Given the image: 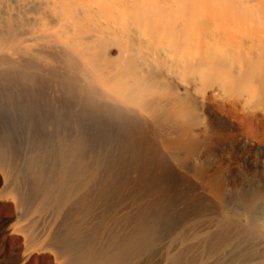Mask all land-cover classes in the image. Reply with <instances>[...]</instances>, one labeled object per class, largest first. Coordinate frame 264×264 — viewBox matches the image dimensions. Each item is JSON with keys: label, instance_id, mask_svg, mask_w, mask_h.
I'll use <instances>...</instances> for the list:
<instances>
[{"label": "bare ground", "instance_id": "obj_1", "mask_svg": "<svg viewBox=\"0 0 264 264\" xmlns=\"http://www.w3.org/2000/svg\"><path fill=\"white\" fill-rule=\"evenodd\" d=\"M29 2L0 0V91L11 84L21 94L37 88L44 94L54 86L68 97H78L84 110L96 108L97 117L130 119L135 142L129 140L125 146L138 150V162L126 157L144 173L142 191L158 187L160 207L168 196L188 203L183 183L170 174L163 152L184 166L203 149L232 143L236 150L249 151L264 145V0H38L39 6ZM14 4L18 13H13ZM1 9L6 14L1 15ZM10 125L0 120V264H221L235 259L230 249L212 251L205 245L210 251L203 245V251L193 247L191 252L183 250L184 245H179L182 250L147 248L144 234L129 228L132 196L114 195L116 183L107 178L112 175L106 177L103 164L88 169L83 149L88 143L82 136L63 148L58 169L51 170L38 150L29 151V142L7 134ZM44 146L42 155L49 158ZM231 152H221L224 160H197L192 169L218 198L226 184L221 172L231 166ZM243 153L238 150L240 159ZM87 198L98 213L108 200L124 211L106 217L103 223L111 229L91 243L79 231ZM254 218L243 214L238 221L243 231L259 236L258 248L256 242L251 245L258 250L249 254L248 249L243 264H264V215ZM212 220L209 224L215 225ZM225 221L232 224V218ZM210 231L207 236L218 232Z\"/></svg>", "mask_w": 264, "mask_h": 264}, {"label": "rangeland", "instance_id": "obj_2", "mask_svg": "<svg viewBox=\"0 0 264 264\" xmlns=\"http://www.w3.org/2000/svg\"><path fill=\"white\" fill-rule=\"evenodd\" d=\"M33 1L30 0L29 2L30 5L32 3V6H39L41 4V2H38V0L37 3L35 2L36 0ZM2 8L3 10L5 9L8 10L6 6H3ZM15 8L18 9L17 6L14 7L13 13L14 12L18 13L19 11L16 12ZM3 10L1 9V15H4V13L6 14V12ZM8 86H10L9 90L4 88V91L3 90L0 91V120L3 123L9 122L11 124L9 130L6 129V132L8 130L7 134H10L11 132L12 134L21 136L23 140L29 142L31 144L30 146L26 142V144L30 149L29 151L33 152L35 150H38V154L41 160H43L45 164L51 168V170L58 169L60 164L59 161L60 154H62L61 152L63 151V148L67 150V147H69L68 144L71 143L72 139L73 140L76 139L75 137H80L81 140L83 137V140L86 142V144L88 143L87 145L84 144L87 147H83V149L85 148V151L84 150L83 151H84L85 162L86 165L88 166V169L91 170L93 167H96L95 165L103 164L102 166L103 169L105 168L104 174L106 175V177L112 175L107 178L112 177L111 179L114 180L116 183L115 188L117 190L114 189V195L123 197L124 195L126 196V194H128L129 196L127 195V198L130 196H132V199L134 198L133 200L130 199L131 197L129 198L131 201L130 204L131 207L128 210L129 215L131 216V217L129 216L131 219V221H129L130 222L129 228L131 229V231L132 230L134 231V234L137 233L142 235L144 234L145 236L144 238L147 239V244H146V246L148 245L147 248H152L157 250H166V249L170 250L171 249L169 248L170 246L173 249L175 247L176 250H182V249L184 250L185 248L186 251L189 252L195 251V249L196 251L218 250L220 252L221 249L223 250L225 249V251L221 250V252L223 251L229 253L230 251H232L230 252V254L235 256V259L231 258L235 260V261L232 260L233 262H235L233 264H238V262L239 264H243L244 262H247L248 251L249 254L251 253L253 254L258 250V249L256 250V247L254 246H257L258 248L259 236H253V235H257L256 232H252L255 233L252 234L245 228H244L245 231H243L242 229L243 227H241L243 225L240 226V224H238V221L241 220L243 214H248L252 216V218H254V216L258 217V215H264V145L257 146L256 148L249 151L245 150L243 147L241 149H238L240 153L244 152L243 153L245 154L244 159L243 158L240 159L238 150L234 149L233 147L234 144L232 143L225 144L222 147L218 146L219 148L216 149L213 148L214 150L218 149L217 151L220 152L214 150H208V149L205 150L201 149L202 152L197 154L196 159H190L186 161L187 162L186 166H185L186 162L184 163V166L179 165L171 155H168V153L163 152L162 155L164 157V160L165 161L167 160L166 166H168V168L172 170V173L170 174L173 177H176L175 179H178L179 181L181 180V183H183V187H184L183 190H185V193L183 191V194H185L187 198L186 201H188V203L187 202L180 203L179 202L180 200L179 201L177 200L175 202V200L174 201L172 200L171 196H168L166 198V201H162L160 207L159 204L161 203L160 199H157L159 194L158 193L159 190L157 189L158 187H152L150 189H148L147 187L145 191H142L145 188L143 189L140 188L141 185H143V181H141L140 179L143 178L142 176H144V173L141 172L142 170L138 167V163H136V161H133L136 159L138 162V155H139L138 154L139 152H137L138 150H136L134 147H132L133 148L132 149L130 148L131 146L129 147L128 145L125 146L126 142L130 143L129 140L135 142V139L133 137L135 136V134L130 133L132 126L131 125L132 123H130L131 122L130 119L124 118L122 116L119 120L97 117V114L95 113L97 111L96 108H95L96 111H93L94 107L91 106L90 108H93V110L92 109L88 110L89 109L88 106L87 107L88 109L85 108L84 110V104L78 97L74 98L75 97L74 95H71L73 97L71 96L68 97L69 95H66L67 94L66 91H63L58 87L51 86L47 89L46 92H44V94L42 93V90L40 89L38 90L37 88L36 90H34L32 94L27 95L26 93L23 94L19 93L15 89V87L11 84H8ZM30 96H32V99L30 98ZM98 118H100V120ZM132 122L134 124V121ZM20 125H23V127H20ZM45 127H48V129H46ZM40 128H45V130H42ZM45 133H47L48 137H43ZM76 133L77 135L78 134L79 135L76 136L75 135ZM41 134L43 136H41ZM130 134L132 135L131 137ZM39 140L42 141L45 140V141L44 142L40 141L42 143L40 144L38 143ZM81 143L83 145V141H81ZM32 144L34 145L33 148L31 147ZM137 144L139 145L140 141H138ZM43 146L47 147L46 154H49V158L43 157L42 153H45V151L43 150ZM127 149L128 150L132 149V150L128 151ZM230 149L232 150L231 166L227 167L228 169L226 167H225L226 169L223 168L224 172L223 171L221 172L222 173L221 176L224 175V177L223 176L222 177L225 180L224 182H226V184L222 191L221 197L218 198L208 189V187L206 188L203 182H201L198 178L194 176L192 169L194 163L197 160L207 161L208 163H211L214 160L217 161L224 160L223 153H225L226 151H230ZM212 151L213 153H211ZM127 152L130 154H128ZM214 152L215 155H212L214 154ZM221 152L223 153L221 154ZM164 153L166 154V157ZM210 154L212 156H210ZM126 156L131 159H133L134 157L135 158L133 160H130ZM125 157L127 160L124 159ZM168 162H170L171 165ZM169 165L171 166V168L169 167ZM116 170L118 171L120 170L119 171L120 174ZM229 170H231V172ZM107 171L111 173L110 174L108 173L109 175H107L106 173ZM113 172L114 173L117 172L119 176L118 174H115L116 176L114 175L115 178L113 179L114 177ZM126 172L127 174H125ZM105 175L103 176L102 173L103 178L105 177ZM136 176L139 180L136 179ZM129 179H131V182ZM124 180L125 181L128 180V182L127 181L125 182ZM135 180H137L138 182ZM134 181L137 183H135ZM119 182L121 183V185ZM123 185H126L127 187ZM136 187L139 188V191L141 189L140 191L141 193L137 190ZM154 188L156 189L157 194H155L156 191L154 192L155 190ZM135 190L139 192L138 194L139 197L138 196L135 197V194H137ZM144 192H146V195ZM149 192H151L152 194L151 193H150L151 195L147 194ZM147 197L149 200L148 202H147ZM89 199L90 198L86 199L85 204L86 203L87 204L84 206L85 209L83 208L82 210L83 212L81 213V218L83 219V223L82 226L79 228V231L86 234L89 237V240L87 241L91 243L95 240L94 238L96 236H99L102 232H104L107 229L108 225L105 224L106 222L103 223L106 217L110 216L113 218L120 214H123L124 211L122 207H116L114 205H111L112 202L111 201L109 202L108 200L106 201V203H108L106 205H103L101 203L103 205V208H101L102 211L98 213L97 210H95L96 208V205H94L95 203L92 202L91 200L90 201L94 204L88 203ZM154 200L157 201V203L154 204L155 202ZM173 202L174 204H172ZM88 204L89 206H87ZM148 204H151L153 206L151 208H148L150 211L147 209V207H150L151 205L149 206ZM157 205H159V207ZM228 214H231L232 216ZM93 218H95L96 220L94 219L93 222L90 221ZM216 218L221 220V223L218 220L220 224L217 223ZM229 218L230 219L232 218L233 226L232 224L229 225L228 222L226 223L225 220ZM211 219H213L212 222L216 223L215 225L209 224L211 222ZM97 220L98 223L96 222ZM204 220L206 221V225L204 223L205 222ZM233 221L234 223L235 222L236 223L234 224ZM195 223L199 224L198 226L199 228L196 227L198 224L196 225ZM236 224L239 225L238 227L239 230L237 229V227H234ZM207 225L211 227L210 229H212L211 230L212 232L216 233L218 231L217 233H220L221 238L219 237L217 238V233L216 235L213 234L210 231L209 227H207ZM113 226H114L113 229L119 227L115 225ZM212 226H214V228ZM229 226L232 227L230 228ZM203 227L205 229L206 228L208 229V230L206 229L207 235L209 234L208 233L209 231L212 233V235L210 234V236H207L206 233H203L204 234L203 236L202 233L200 234L201 229L202 232H205L204 231L205 229ZM108 229L111 228L108 227ZM238 231L239 232L241 231L243 234L238 233ZM221 232L226 233L227 235L223 233L222 234L226 235L227 238L226 236L224 238ZM196 235H198L197 236L198 238H196ZM200 236L201 238H199ZM212 236H214L213 239L208 238ZM202 237L205 239H203ZM255 237H257L256 239L257 241L255 240ZM216 238L219 239L220 241H218ZM199 239H202V241L201 240L199 241ZM215 239L220 243L218 242L216 243ZM196 240L197 243L195 242ZM211 242H213V244ZM254 242H256L257 245ZM253 243L255 245L251 246L253 245ZM214 244L215 245L218 244V245L215 246ZM179 245H181V247L182 245H184L185 247H182V249H180L181 247ZM201 245L210 247L209 248L210 250L208 249V247L206 248L204 246L205 247L204 248ZM212 245L215 246L214 249ZM193 247L195 249H193ZM217 247L221 249L219 250ZM228 249H230V251ZM237 250L241 252V254L243 253V255H241L239 252L236 253ZM244 250H246V252H244ZM238 254L240 255L238 256ZM236 257L238 259L240 258V260L243 262L237 260ZM231 259L230 258L223 259L224 261L220 260V262L223 261L224 264L226 263L231 264L232 263ZM223 262L221 264H223Z\"/></svg>", "mask_w": 264, "mask_h": 264}]
</instances>
